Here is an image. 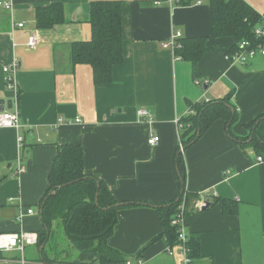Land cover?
Instances as JSON below:
<instances>
[{"label": "crops", "instance_id": "obj_1", "mask_svg": "<svg viewBox=\"0 0 264 264\" xmlns=\"http://www.w3.org/2000/svg\"><path fill=\"white\" fill-rule=\"evenodd\" d=\"M96 1L123 2V61L113 67L107 85H95L91 67L72 66L70 56L71 43L90 39L89 9ZM242 1L260 17L264 14V0ZM0 2L12 5L9 11L0 7V112H17L22 125L0 128V233L44 229L38 205L48 189L57 146L79 145L84 173L116 201L153 206L120 209L107 244L126 260L181 264L177 250L173 256L166 253L176 244L154 240L163 231L156 207L177 198L182 188L175 162L181 144L176 121L189 114L192 104L230 96L238 115L232 133L247 136L245 125L264 114V56L246 65L226 60L235 41L211 37L209 0ZM51 4H61L64 23L37 29L36 9ZM18 23L25 26L15 28ZM32 32L38 43L28 49ZM177 32L181 38L206 39L195 72L190 61L161 47ZM14 62L17 93L6 89L2 71ZM205 80L208 84L202 85ZM141 109L150 113L152 123L139 119ZM150 135L159 138L155 146L147 143ZM179 152L187 233L197 243L191 264H264V161L258 163L251 148L231 140L220 120ZM18 164L23 173H15ZM58 225L50 224L44 255L39 246H30L23 255L1 254L0 264H73L77 256L68 262L47 254Z\"/></svg>", "mask_w": 264, "mask_h": 264}, {"label": "trees", "instance_id": "obj_2", "mask_svg": "<svg viewBox=\"0 0 264 264\" xmlns=\"http://www.w3.org/2000/svg\"><path fill=\"white\" fill-rule=\"evenodd\" d=\"M122 5V1L92 2L89 9L90 39L70 44L72 66H90L95 85L110 84L113 67L123 61ZM209 7L211 37H231L235 41L227 55L233 54L237 50V43L243 40L264 44V39L254 36L255 28L261 25V17L244 1L209 0ZM62 23L64 11L61 4H51L35 11L37 29H51ZM205 41V38H181L174 55L190 61L195 72L199 59L207 50ZM190 107L194 113L180 120L179 137L183 150L195 143L213 123L220 120L225 123L231 140L251 148L254 154L264 161V114L256 116L245 125L247 136L237 137L231 130L238 115L230 102V96L192 104ZM179 150L175 162L180 175L181 191L174 200L156 207L163 231L154 240L162 237L171 246L177 243L176 229L171 225V218L186 194L185 171ZM1 182L0 179V184ZM186 199L187 194L185 201ZM122 203L123 207L117 208L116 205L120 202L110 195L100 181L84 173L83 151L79 145H58L48 175V189L38 205L42 210L41 221L44 229L37 233L36 246L47 243L50 224L58 221L71 247L78 253L73 264H124L127 258L107 244V240L114 233L117 213L124 208L153 206L134 202ZM186 245L190 250L189 257L193 260L197 257V243L188 237ZM41 253L44 255V249ZM43 262L47 263L45 259Z\"/></svg>", "mask_w": 264, "mask_h": 264}, {"label": "built area", "instance_id": "obj_3", "mask_svg": "<svg viewBox=\"0 0 264 264\" xmlns=\"http://www.w3.org/2000/svg\"><path fill=\"white\" fill-rule=\"evenodd\" d=\"M0 7L6 11L11 10L12 5L10 2H0ZM15 28H23L25 26L24 23L14 24ZM254 36L257 39H264V14L261 15V25L256 27L254 30ZM181 39L180 33H175L170 36L167 41H164L161 44L163 49H167L174 54L175 49L179 46L178 40ZM38 43V36L36 32H32V34L28 37L27 48L34 49ZM264 56V44L259 42L252 43L247 40H243L237 43V50L230 55H226L225 58L230 63L246 65L252 58L256 56ZM16 63H12L9 66H4L2 71L5 75V84L6 89L10 92L17 93V83L15 79L16 72ZM208 84V81L205 80L202 82V85ZM193 111H190L189 114H193ZM137 115L140 120H144L149 124L152 123V117L147 110L141 109L137 112ZM79 122V120H77ZM178 126L181 127L179 120L176 121ZM179 127V128H180ZM0 128L1 129H14L18 130L22 128L20 118L17 112L9 113V112H0ZM159 141L158 136L150 135L147 139V143L151 146H155ZM18 142L22 145L23 139L19 138ZM181 149V144H180ZM257 162H263L261 158H257ZM24 168L22 165L18 164L16 169V174L23 173ZM230 171L226 170L224 175H229ZM202 205H204L202 203ZM33 210H27V214H32ZM186 215H187V207L185 201V195L183 199L179 203L176 208L174 215L171 218V225L176 229L177 235V243L175 248H168L166 253L169 256L174 255V250H177V254L180 256L181 264H191L192 260L189 257L190 250L186 245L188 240L187 226H186ZM38 241V235L35 232H20V233H0V256L6 252H17L23 255L25 249L30 246H36ZM124 264H142L141 260H127Z\"/></svg>", "mask_w": 264, "mask_h": 264}, {"label": "rangeland", "instance_id": "obj_4", "mask_svg": "<svg viewBox=\"0 0 264 264\" xmlns=\"http://www.w3.org/2000/svg\"><path fill=\"white\" fill-rule=\"evenodd\" d=\"M55 230L57 232L54 233L50 245L46 248L47 254L53 257L61 255L60 259L65 258L68 262L73 261L77 256V251L66 240L61 225H58Z\"/></svg>", "mask_w": 264, "mask_h": 264}, {"label": "water", "instance_id": "obj_5", "mask_svg": "<svg viewBox=\"0 0 264 264\" xmlns=\"http://www.w3.org/2000/svg\"><path fill=\"white\" fill-rule=\"evenodd\" d=\"M2 110H3V109H2ZM2 110H1V111H2ZM250 140H251V138H250ZM250 140H249V141H250ZM96 201H97V195H96V198H95V203H96ZM123 205H124L123 203H120V204L116 205V207H117V208H119V207H123ZM154 207H155V206H154ZM39 213H40V214L42 213V210H41V209H40ZM44 245H45V244H43V245L40 246V248H39L40 251H42V250L44 249Z\"/></svg>", "mask_w": 264, "mask_h": 264}]
</instances>
